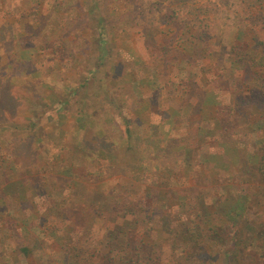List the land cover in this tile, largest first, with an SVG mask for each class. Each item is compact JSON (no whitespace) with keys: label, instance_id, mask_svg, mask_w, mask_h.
Returning <instances> with one entry per match:
<instances>
[{"label":"rangeland","instance_id":"rangeland-1","mask_svg":"<svg viewBox=\"0 0 264 264\" xmlns=\"http://www.w3.org/2000/svg\"><path fill=\"white\" fill-rule=\"evenodd\" d=\"M260 15L264 0H0V264H122V231L148 264L196 246L264 264Z\"/></svg>","mask_w":264,"mask_h":264},{"label":"trees","instance_id":"trees-1","mask_svg":"<svg viewBox=\"0 0 264 264\" xmlns=\"http://www.w3.org/2000/svg\"><path fill=\"white\" fill-rule=\"evenodd\" d=\"M172 11V10H171ZM173 13V12H172ZM174 14V13H173ZM258 18L259 19H261V21L264 23V15H260V16H258ZM143 35H144V37L146 38V32L144 31L143 33H142ZM206 35V32H203V31H201V32H199L198 33V35H197V38H196V41H197V43H199V45L200 46H204L205 45V43H207L206 41H207V39H208V37H206L205 36ZM147 42V41H146ZM259 45L260 46H262V48H261V50H259V51H257V54L256 55H258L260 58L258 59V60H255L254 61V65L256 66V65H258L259 67H262V66H264V42H261L260 41V43H259ZM185 50L186 51H188L189 53H190V51H192V49H191V47L190 48H185ZM206 50H209L208 49V47H206ZM205 50V51H206ZM205 51H201V53L199 54V55H202L203 54V52H205ZM251 53H253V51H251ZM185 59H189V57L187 56ZM257 78V80H258V83H259V87H260V84H263L264 83V75L263 74H260V75H258V77H256ZM263 90V89H262ZM263 92V94H264V90L262 91ZM200 99H201V102H200V104L201 103H204L203 102V98L202 97H200ZM205 99V98H204ZM126 133H127V136L128 137H130V130H129V128H126ZM94 154H96V153H94ZM257 168H256V170H257V172L258 173H260L259 175H258V177H259V181L260 182H263L264 183V154H262L261 155V157L259 158V162H257ZM257 173V174H258ZM145 196H147V194H145ZM120 210V209H119ZM143 210V209H142ZM140 211H141V209L140 210H137L136 212H135V214H137L138 216H140ZM211 213H216L217 214V212L214 210V212H211ZM124 216H126V215H124ZM209 216H211V218H212V215L210 214ZM218 216L220 217V218H218L217 220H220V219H223V220H225V218H226V220L229 218L228 216H226V215H224V213L222 214L221 212L218 214ZM223 216V217H222ZM135 225H137L136 223H134ZM233 225H235V224H233ZM194 226V230H190L189 228H185L182 232H181V236H182V238H183V240H184V242L185 243H188V244H190V245H192L193 244V242H194V239H197L196 237L198 236V238H200L201 237V235H202V232H201V230H200V228L199 227H196L195 225H193ZM212 228H213V230H212ZM211 228V235H208V236H211L210 237V240H212L213 242H216L217 243V236H218V232L217 231H215V227H212ZM251 230H253V229H251ZM204 232H206L205 230H204ZM127 233H128V231H127ZM127 233H124L123 231L122 232H119V234H116L114 237L116 238V237H120V240L121 241H119L120 243H119V245L122 247L121 249H119V250H113L112 251V254H114L112 257H114V259H115V262L116 263H122V264H148V262H149V259H146V258H144L146 255L147 256H149V250L146 248V246L144 245V243H143V241L142 240H140V241H142V242H140V241H138L137 242V244L135 245V246H132L131 247V240H129V238H128V236H127ZM201 234V235H200ZM111 236H113V233L112 232H110L109 233V237H111ZM57 239H56V241L62 246V245H67V243L68 242H65L63 239L64 238H60V237H57V236H55ZM253 238V237H252ZM257 238H260V240L263 242L264 241V230L261 232H259L256 236H254V238L252 239V241L253 240H256ZM117 239H119V238H117ZM197 243V242H196ZM237 246V245H236ZM63 247V246H62ZM129 247H130V249H129ZM65 248V247H64ZM205 249L206 248H202V249H199L197 246L195 247V252L194 253H192V254H189V255H187L186 257L185 256H177V258H179V259H185V261H186V263H188V264H193L192 262H195V261H198V260H200V261H207V262H209L210 261V258L206 255V251H205ZM251 249H252V251H254V254L256 255V256H254L258 261H259V259H261V252H262V250L261 249H263L264 250V244H261V243H257L256 245H254V244H252L251 245ZM21 250V252L29 259L30 258V251L28 250V248H21L20 249ZM235 251V250H234ZM239 252V251H238ZM197 254V255H196ZM233 254H235V253H233ZM194 256H197V257H195L194 258ZM224 256H226V258L227 257H229V256H231V258H230V260H232V263L233 264H239V256H237V255H232L230 252H228V251H226L225 253H224ZM101 257H103V256H101ZM185 257V258H184ZM174 258H176L175 256H173V259ZM113 259V258H112ZM113 259V260H114ZM262 259H264V257H262ZM89 260V257H86L85 258V261L87 262ZM113 262V261H112ZM205 262H203L202 264H204ZM259 264V263H258Z\"/></svg>","mask_w":264,"mask_h":264}]
</instances>
